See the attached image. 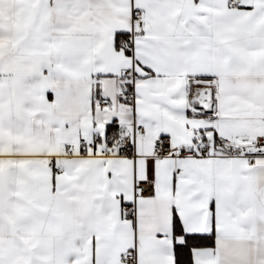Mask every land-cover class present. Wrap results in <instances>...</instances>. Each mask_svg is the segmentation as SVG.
<instances>
[{"label":"snow or ice","instance_id":"obj_1","mask_svg":"<svg viewBox=\"0 0 264 264\" xmlns=\"http://www.w3.org/2000/svg\"><path fill=\"white\" fill-rule=\"evenodd\" d=\"M0 264H264V0H0Z\"/></svg>","mask_w":264,"mask_h":264}]
</instances>
